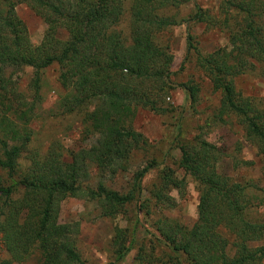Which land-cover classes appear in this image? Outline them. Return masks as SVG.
<instances>
[{
	"label": "trees",
	"instance_id": "1",
	"mask_svg": "<svg viewBox=\"0 0 264 264\" xmlns=\"http://www.w3.org/2000/svg\"><path fill=\"white\" fill-rule=\"evenodd\" d=\"M186 1L0 0V264L23 262L33 251L41 264H89L75 249L76 224L58 219L60 202L67 196L93 202L102 217L125 216V226L113 227L105 264L121 263L131 250V264H263L264 243L258 242L264 239V222L248 217L257 197L246 191L249 184L216 171L220 152L200 134L183 138L176 124L171 139L178 150L177 167L198 192L196 218L189 227L156 212L173 205L163 193L181 191L184 181L155 157L132 170L121 191L102 179L105 173L125 171L130 153L147 145L146 137L129 124L136 109L156 114L169 110L164 98L171 87L172 54L162 32L181 22L176 9ZM225 2L224 11L234 18L241 15L234 24L222 21L230 48L201 53L187 32L186 50L219 94L214 121L237 118L262 160L264 178V105L241 96L234 86V78L253 67L252 60L264 66V0ZM19 3L44 23L36 44L15 13ZM122 19L127 20L126 34L114 29ZM188 19L182 22L208 26L214 20L200 8ZM61 31L65 39L56 35ZM52 64L65 91L58 100L60 113L79 115L81 139L87 140L75 151L66 150V162L61 161L63 147L54 141L44 152L28 145L29 124L38 116L40 73ZM25 68L31 72L28 95L18 86ZM183 88L194 102L197 86ZM91 166L99 174L92 186L87 184ZM150 170L157 175L142 199L141 181ZM130 203L134 217L125 212ZM141 218L154 230L149 237L139 236Z\"/></svg>",
	"mask_w": 264,
	"mask_h": 264
},
{
	"label": "rangeland",
	"instance_id": "2",
	"mask_svg": "<svg viewBox=\"0 0 264 264\" xmlns=\"http://www.w3.org/2000/svg\"><path fill=\"white\" fill-rule=\"evenodd\" d=\"M225 0H189L183 2L176 9L177 18L181 19L162 32V40L168 41L172 54L170 62L171 75L169 77L171 87L164 103L169 110L163 114L138 107L135 115L129 122L132 129L142 133L147 139V145L130 153L127 169L118 171L113 176L105 173L102 176L107 187L121 191L129 180L132 170L141 167L148 159L155 157L161 162V166H169L176 176L182 178L184 187L181 191L170 189L165 191L164 197L173 201L169 208L157 209V214L176 218L186 226H191L196 218V204L198 192L194 181L177 167L178 150L171 144L174 134V126H181V137L189 138L200 134L202 138L214 144L220 152V158L216 162V171L228 176L231 180L240 184H249L246 191L257 198L248 210V217L252 220L264 222V178L261 175V158L256 154L254 146L246 140L242 125L237 118L229 115L225 122L214 121L213 111L218 106L219 94L211 90L210 82L194 63L192 53L186 50L187 32L192 35L193 41L201 53H209L216 49L230 48L225 26L222 21L234 24L241 15L236 18L223 10ZM255 7V6H254ZM197 8L206 11L214 20L210 25L205 22L193 23L189 20L190 15ZM15 13L26 26L29 39L36 44L42 37L44 23L41 18L34 14L24 3L15 5ZM235 13V10H231ZM260 12L261 8H254ZM126 17V13L124 14ZM264 26V17L261 20ZM114 29L122 34L127 33V20L122 19L114 26ZM264 31V29H263ZM58 37L66 38L61 31ZM251 59H249L250 61ZM252 68H247L241 75L234 78L235 91L243 97H249L264 105V66L252 60ZM7 73V71H6ZM58 67L52 64L40 73L41 87H39L40 102L37 104L38 116L31 120V141L29 147L40 148L42 152L50 141H54L63 147L61 161H68L69 155L66 150H77L87 144L82 140L81 119L75 113L62 114L58 100L65 93L57 79ZM31 72L25 68L18 79L20 91L25 95L30 93ZM197 86L196 100L191 102L187 98L183 86L185 84ZM92 106H89L91 110ZM242 161H245L242 162ZM96 169L89 167L88 185L92 186L98 178ZM157 175L156 170H150L142 178V199L146 198L151 190V183ZM141 199V200H142ZM259 199V200H257ZM259 201V202H258ZM126 215L135 216V206L130 203L126 206ZM58 219L60 222L76 224L73 234L75 249L80 257L89 264H105L109 261L107 252L108 241L112 235L113 227L125 226V216L118 215L115 218H107L99 215L93 202L78 197H65L60 202ZM140 219L139 236L149 237L154 233L149 220ZM264 243V239L258 244ZM3 254V250L0 251ZM133 250L128 252L125 259L118 264H131ZM10 264H41L37 252H34L23 262ZM264 264V261H263Z\"/></svg>",
	"mask_w": 264,
	"mask_h": 264
}]
</instances>
